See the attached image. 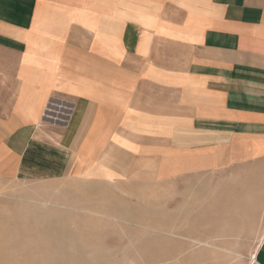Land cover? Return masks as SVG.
<instances>
[{"label":"crops","instance_id":"crops-1","mask_svg":"<svg viewBox=\"0 0 264 264\" xmlns=\"http://www.w3.org/2000/svg\"><path fill=\"white\" fill-rule=\"evenodd\" d=\"M139 166L194 183L168 235L264 264V0H0V177Z\"/></svg>","mask_w":264,"mask_h":264},{"label":"rangeland","instance_id":"rangeland-1","mask_svg":"<svg viewBox=\"0 0 264 264\" xmlns=\"http://www.w3.org/2000/svg\"><path fill=\"white\" fill-rule=\"evenodd\" d=\"M49 136L61 135L40 137ZM138 171V181L126 171L122 182L0 177V264H250L255 246L239 247V261H224L211 248L182 245L168 235L181 234L188 208L182 192L194 183L159 182L155 192L148 169ZM170 190L178 191L167 207Z\"/></svg>","mask_w":264,"mask_h":264},{"label":"bare ground","instance_id":"bare-ground-1","mask_svg":"<svg viewBox=\"0 0 264 264\" xmlns=\"http://www.w3.org/2000/svg\"><path fill=\"white\" fill-rule=\"evenodd\" d=\"M47 112H48V113H51V109H50V108H48V109H47Z\"/></svg>","mask_w":264,"mask_h":264}]
</instances>
